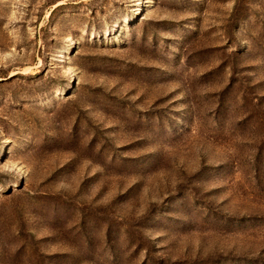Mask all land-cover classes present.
Segmentation results:
<instances>
[{"label": "rangeland", "instance_id": "obj_1", "mask_svg": "<svg viewBox=\"0 0 264 264\" xmlns=\"http://www.w3.org/2000/svg\"><path fill=\"white\" fill-rule=\"evenodd\" d=\"M0 264H264V0H0Z\"/></svg>", "mask_w": 264, "mask_h": 264}]
</instances>
